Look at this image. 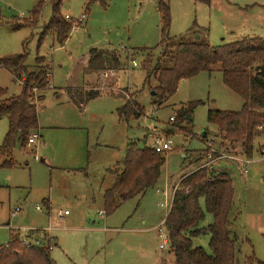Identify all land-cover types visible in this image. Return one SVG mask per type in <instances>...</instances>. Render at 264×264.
Listing matches in <instances>:
<instances>
[{"label":"rangeland","instance_id":"rangeland-1","mask_svg":"<svg viewBox=\"0 0 264 264\" xmlns=\"http://www.w3.org/2000/svg\"><path fill=\"white\" fill-rule=\"evenodd\" d=\"M54 1L46 0L34 25H24L33 20L38 0H0V58L27 52L31 71L37 56H44L52 75L51 88L41 92L44 97L38 100L35 93L38 143L23 146L17 140L13 164L0 165V247L8 243L12 229L24 236L46 229L56 242L51 250L56 264H173L168 245L160 247L169 212L164 203L170 205L171 192L183 175L209 163L232 178L238 264H264V154L260 153L264 137L256 140L248 158L239 148H227L208 118L211 111H239L243 98L224 84L217 67L182 80L177 92L157 108L144 86L143 68L151 51L160 54L164 37H179L194 23L199 31L195 38L199 35L212 46L264 37V0H169L172 21L167 35L162 34L158 0H64L63 18L87 13V19L78 29L72 27L63 43L53 33L43 35ZM93 48L116 50L121 57L122 67L106 81L101 74L109 68L85 73ZM92 82L85 90L100 96L79 108L67 89ZM0 88L7 97L19 96L23 81L0 65ZM121 97L134 98L144 114L120 121ZM191 101L199 103L192 127H173L171 116ZM8 126V119L0 118V146ZM157 135L170 140L172 147L163 153L166 162L160 180L107 215L104 192L115 180L108 169L120 164L131 144L151 146ZM5 160L2 156V163ZM212 222L206 213L200 226ZM209 239L201 235L193 240L209 251Z\"/></svg>","mask_w":264,"mask_h":264},{"label":"trees","instance_id":"trees-1","mask_svg":"<svg viewBox=\"0 0 264 264\" xmlns=\"http://www.w3.org/2000/svg\"><path fill=\"white\" fill-rule=\"evenodd\" d=\"M63 1L53 2V13L43 33L55 34L60 43L67 40L72 30L71 21L65 16L64 19L60 12ZM158 1L162 34L167 35L172 21L169 0ZM45 2L38 0L33 9V20L24 25L37 22ZM194 24L179 37H164L158 56L152 51L148 54L143 61L146 71L144 86L154 93L152 103L160 108L177 92L182 80L203 72L212 73L218 67L224 84L242 97L244 103L239 111H211L209 121L217 125L218 136L227 148H240L242 154L251 158L256 140L264 137V37L212 46L202 41L201 37L195 38L199 31L195 30ZM27 57L28 53L23 52L0 58V65L23 81L19 96L7 97L6 91L0 88V118H7L9 124L0 146L1 156L6 158L1 166L13 164L12 152L17 140L26 146L29 135L39 131L35 93L40 100V93L52 86L51 68L45 64V57L38 55L31 71ZM121 67V57L116 50L93 48L85 73L94 74L107 68ZM67 94L79 108L100 96L98 91L71 88L67 89ZM122 100V106L117 109L120 121L139 119L144 114L143 107L134 98ZM198 104L191 101L181 105L174 112L173 120L170 119L172 126L189 130ZM165 162V155L151 146L140 148L131 144L120 164L108 169L115 175V180L104 192V212L107 215L115 213L122 203L155 186L162 176ZM234 195L231 176L214 170L212 164H204L181 177L164 222L173 264H238V239L232 229ZM206 213L212 215L213 222L201 227ZM201 235L210 236L209 251L195 246L193 239ZM23 239L28 243H24ZM37 239H40V230H31L24 236L12 229L8 243L0 247V264H56L51 255L55 239L47 233L40 244L33 243L32 240Z\"/></svg>","mask_w":264,"mask_h":264},{"label":"built area","instance_id":"built-area-1","mask_svg":"<svg viewBox=\"0 0 264 264\" xmlns=\"http://www.w3.org/2000/svg\"><path fill=\"white\" fill-rule=\"evenodd\" d=\"M65 18L67 20L71 21L73 28L78 29V27H80L81 24L87 19V13H83L78 18L73 17L70 14H66L65 15ZM129 54H130V52H129ZM131 63H132L133 66H138V63L134 59H131ZM115 73H116V70H114V69L104 70V72H102V74H101V77H102V79L104 81H106L108 78L114 76ZM170 119L173 120V117L171 116ZM39 139H40V133H39V131H34L28 137V144H37L38 141H39ZM151 147L153 149H155L156 152H159V153H164V152L169 151V150L172 149V147H171V141L168 140V139H166V138H164V137H162L161 135H157V136L154 137L153 143H152ZM260 153L261 154H264V142L262 144H260ZM224 156H227V155H223V156H220V157L222 158ZM1 160H2V156H1V153H0V165L2 164V161ZM242 162L244 164L247 163V161H242ZM208 164L209 163H207V165ZM244 172H245V174H247L248 173V170L245 169ZM178 184L175 186V188L171 192L172 197L170 198V200H171L170 205H169V201L166 202V203H164V205L169 208V211H170V209L172 207V202H173V198H174V192L178 188ZM158 192H161V190L158 189ZM163 192L165 193L166 196L169 197V194L170 193L167 190H165ZM37 209L40 210L38 206H37ZM67 213H68V211L65 212V214H67ZM163 225H165V224L163 223ZM45 233L48 234V230H46V229L45 230L40 229V239L32 240L33 243L40 244L42 242L41 239H43ZM160 236L162 238V243H161L160 247L161 248H165V246L168 245V241H169L168 233L164 232L163 229L161 228ZM23 242L24 243L25 242L28 243V240L23 239Z\"/></svg>","mask_w":264,"mask_h":264},{"label":"crops","instance_id":"crops-1","mask_svg":"<svg viewBox=\"0 0 264 264\" xmlns=\"http://www.w3.org/2000/svg\"><path fill=\"white\" fill-rule=\"evenodd\" d=\"M89 58H90V54H89V56H88V59H87V64H88V61H89ZM46 64V63H45ZM50 66V65H49ZM51 67V66H50ZM95 82V81H94ZM91 84H93V82L92 83H90V84H88V85H86L85 87H83V88H78V87H71V89H89V85H91ZM69 89V88H68ZM40 96H43L41 93H40ZM44 97V96H43ZM240 149V148H239ZM217 171V170H216ZM220 172H226V171H220ZM226 173H228V172H226ZM184 176V175H183ZM232 219H233V222H234V220H235V217L233 216V214H232ZM232 225H233V223H232ZM233 229V228H232ZM234 231V230H233ZM235 232V231H234Z\"/></svg>","mask_w":264,"mask_h":264},{"label":"water","instance_id":"water-1","mask_svg":"<svg viewBox=\"0 0 264 264\" xmlns=\"http://www.w3.org/2000/svg\"><path fill=\"white\" fill-rule=\"evenodd\" d=\"M199 38V35H196V39H198ZM154 93L152 92V95H153Z\"/></svg>","mask_w":264,"mask_h":264}]
</instances>
